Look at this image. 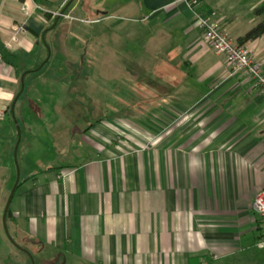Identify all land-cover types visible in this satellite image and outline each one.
Instances as JSON below:
<instances>
[{"label": "crops", "instance_id": "0c3cea01", "mask_svg": "<svg viewBox=\"0 0 264 264\" xmlns=\"http://www.w3.org/2000/svg\"><path fill=\"white\" fill-rule=\"evenodd\" d=\"M66 1L0 0V36L19 59L17 69L0 59V216L15 183L11 108L18 96V153L28 165L10 205L13 240L36 259L50 257L47 264L65 258L66 264L68 258L71 264H255L262 225L252 203L264 191V96L248 75H231L224 56L204 45L184 0H131L96 13L101 21L121 13L126 38L140 41L143 56L155 59L153 80L145 73L126 80L147 85L142 93L149 100L138 106L139 117L113 120L133 132L126 143L100 132H110L111 121L72 130L56 107L73 114L76 86L67 87L70 78L33 75L58 27L49 28L44 13ZM197 1L195 12L228 30L264 69V35L242 43L264 22L256 14L264 0ZM53 79L62 84H42ZM46 87L63 94L56 93L51 112L41 103ZM50 113L57 118L48 120ZM44 130L55 154L65 158L36 170L37 154L47 149ZM71 154L78 158L66 162ZM15 251L3 249L0 264H9Z\"/></svg>", "mask_w": 264, "mask_h": 264}, {"label": "rangeland", "instance_id": "374dc122", "mask_svg": "<svg viewBox=\"0 0 264 264\" xmlns=\"http://www.w3.org/2000/svg\"><path fill=\"white\" fill-rule=\"evenodd\" d=\"M126 1L131 0H67L62 7H58L54 12L47 11L44 13L49 16V18H47L49 20V27H53L55 20L59 18L57 22L58 27L52 34L49 41L50 43H48V53L46 55L44 68L42 67L38 70L40 65L33 73V75L45 74L50 77L53 76L54 79L60 81L70 78L71 83L67 87L72 89L76 86L72 97L76 104V110L73 114H69L71 115L69 116L62 113L60 109L61 106L58 104L59 108L56 107V112L59 115V120H64L65 124H68V126L71 125L72 130L77 127L75 124L87 125L88 122L94 123L97 120L111 121L109 122L111 125L110 132L105 129H101L102 131L100 130V132H102V134L105 132L106 136L111 134L116 140H121L123 143L128 142L127 139H129V136H127V133L131 132L133 134V132L131 130L128 132L125 131L121 128L119 121L113 120L139 117L140 114L137 113L138 111L140 112L138 106L140 104H146L149 100L145 98V96L143 97L144 94L142 93V88H146L147 85L138 87L137 85L139 83L126 80L130 79L128 77L133 74L140 75L142 73L147 74L149 80H153L154 70L152 69L154 68L153 63H155V59L152 57L143 56L145 49H143L140 41H136V39L128 40V38H126L124 30L128 23L120 19L122 17L121 13H115V9H112V12L115 13L113 15H115L116 18L108 21H101V17L96 13L99 10L103 11V8L109 11L112 6H116L120 3L122 4ZM77 4L78 7L76 11L71 14L69 10L73 5ZM65 7L69 8L64 15H61ZM68 12L70 13L67 14ZM103 29H107L105 35L103 34ZM110 33L117 35L116 39H114L112 35L109 36ZM107 75L111 76L110 81ZM54 79L48 82H42V84L48 85L51 88L56 83L62 84L61 82L54 81ZM87 85H89V90ZM50 87H46L45 91H41L42 97L40 96L42 98L41 103L44 104L49 112L52 111L54 101L58 100L56 93L59 91L58 96H63L60 87H54L53 89ZM29 101L30 100H28V103ZM30 103L31 105H35L34 101H30ZM142 116L148 117L149 115L143 113ZM157 116H159V118L163 117V119L165 117V115ZM46 117L49 118L48 120L52 121L57 118L54 113H50L49 116L47 115ZM60 124L65 125L63 122ZM18 125L21 131V138L23 125L19 120ZM49 131H43L45 132L47 149L43 151V154H37L36 158L39 157L38 159L40 162L33 165L36 170H41L44 168L42 165L45 166L48 162H59L65 158V154H63L64 156L55 154L57 152L52 146L50 134L48 133ZM145 131L150 132L151 130L146 129ZM16 132L18 141L17 128ZM96 132H99V130ZM68 140L69 138L66 136L61 140V144H67ZM102 142L104 143V141ZM1 147L0 145V149ZM18 154L19 180L23 181L26 177L25 174L28 170V165L24 161L21 152ZM71 157H73L72 160L78 158L71 154L70 157H67L66 162H70ZM79 157H82V155ZM12 166L15 172L14 177L16 183L18 171L15 161ZM3 213L0 216V253L3 249H11L15 246L5 233ZM9 219L10 217L7 216V225ZM15 250L17 257L14 258L10 256L9 264H23L25 261H27L28 264H32L31 259L24 256L23 252L16 246ZM32 258L35 264H47L52 261L51 258L47 257L45 254L38 259L33 256ZM251 258L254 260L255 264H264V249L258 247ZM71 260V258H68V264L72 263ZM65 262H67V258L63 259L62 264H66ZM4 264H7V262Z\"/></svg>", "mask_w": 264, "mask_h": 264}, {"label": "built area", "instance_id": "2783aa9c", "mask_svg": "<svg viewBox=\"0 0 264 264\" xmlns=\"http://www.w3.org/2000/svg\"><path fill=\"white\" fill-rule=\"evenodd\" d=\"M184 2L199 21L204 45L208 46L215 54L224 56L231 75L239 72L248 75L253 86L264 96V69L261 63L254 60L252 51L243 45L236 44L230 32L217 22L205 19L196 13L197 0H184ZM252 207L259 216L262 225V235L258 240V247L264 249V191L255 196Z\"/></svg>", "mask_w": 264, "mask_h": 264}, {"label": "water", "instance_id": "95a60500", "mask_svg": "<svg viewBox=\"0 0 264 264\" xmlns=\"http://www.w3.org/2000/svg\"><path fill=\"white\" fill-rule=\"evenodd\" d=\"M64 13H65V9L62 10L61 15H64ZM58 20H59V18L56 19V21H55L54 24H53V27H55V26L57 25ZM45 63H46V61H45V62H44L39 68H38V70H40V69L44 66ZM25 76H26V73H24L23 76H22V84H23V85H22V91H23V89H24V78H25ZM22 91H21V92H22ZM18 98H19V96L15 99V101H14V103H13V105H12V108H11V113H12V116H13V119H14V122H15V125H16V128H17V131H18V137H19V138H18V141H17V143H16V146H15V150H14V161H15V165H16V167H17L18 177H17L16 183H15V185H14V187H13V189H12V191H11L9 197H8V200H7V203H6L5 209H4V213H3V226H4L5 233L7 234L8 238L10 239V241H11V242H12V243H13V244H14L19 250H21L22 252L26 253V254L29 256V258L31 259V263H32V264H35L34 261H33L32 255L29 253V251H27V250L24 249L23 247L19 246V244H17V243L13 240V238H12L11 235H10V232H9V230H8V225H7V216H8V212H9V209H10V205H11V203H12L13 197H14V195H15V192H16L17 187H18L19 182H20V180H19V164H18V158H17V156H18V148H19V143H20V134H21V131H20V128H19V125H18V121H17L16 116H15V104H16Z\"/></svg>", "mask_w": 264, "mask_h": 264}, {"label": "trees", "instance_id": "16d2710c", "mask_svg": "<svg viewBox=\"0 0 264 264\" xmlns=\"http://www.w3.org/2000/svg\"><path fill=\"white\" fill-rule=\"evenodd\" d=\"M69 7H65V12L67 11ZM256 14L259 15H264V3L258 7L256 9ZM44 16L46 18H49L48 15L44 14ZM56 21V20H55ZM49 28H55V27H49ZM264 35V22L258 24L256 27H254L251 31H249L245 37L242 39V43L251 41V40H256L258 38H260L261 36ZM238 45H242V44H238ZM0 59L10 65L15 67L16 69L19 67V59L18 57L12 53L7 47L6 45L3 43L1 36H0ZM18 75L20 76L21 73L19 71H17ZM18 121V120H17ZM8 217H10V209L8 212Z\"/></svg>", "mask_w": 264, "mask_h": 264}]
</instances>
